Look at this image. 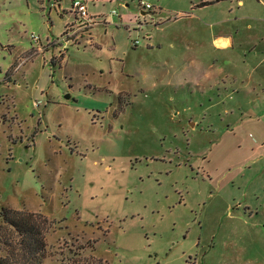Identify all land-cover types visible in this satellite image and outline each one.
I'll return each instance as SVG.
<instances>
[{"label": "rangeland", "instance_id": "1", "mask_svg": "<svg viewBox=\"0 0 264 264\" xmlns=\"http://www.w3.org/2000/svg\"><path fill=\"white\" fill-rule=\"evenodd\" d=\"M83 1L63 51L72 0H0V258L6 208L43 225L27 264H264V93L233 92L264 6Z\"/></svg>", "mask_w": 264, "mask_h": 264}, {"label": "crops", "instance_id": "2", "mask_svg": "<svg viewBox=\"0 0 264 264\" xmlns=\"http://www.w3.org/2000/svg\"><path fill=\"white\" fill-rule=\"evenodd\" d=\"M220 0H201L200 4L197 6L200 8L208 7L212 5L213 3H217ZM236 7L238 8L239 11H242L246 5L249 6V0H234ZM257 4L256 6H259L263 8L264 3L260 2V0H256ZM251 11L254 9L250 8ZM144 11V10H143ZM142 15H145V12H141ZM90 16V15H89ZM204 16V15H202ZM74 17V16H73ZM93 20L95 17L90 16ZM204 17H209L208 15ZM208 19H212L208 18ZM234 20H244V21H252L258 23L257 29H259V36L257 39V42L254 44L252 42H244V55L243 59H241L242 64L244 67L248 68L247 75L243 77V79L240 81V83H243L244 86L243 88H233V92H240L241 90L244 91V93L249 94L250 96L253 93H264V14L262 12H251L249 14H242L240 16H237L234 18ZM76 22V19L74 17V20L66 24V26L71 25L72 23L74 24ZM247 22L246 28L247 30L251 31L252 26L250 23ZM219 21H211L204 23L206 28L211 29L215 24H218ZM65 26V27H66ZM213 45L216 48H225L228 46L233 45V41L231 38H225V37H213L212 40ZM53 46V45H52ZM239 49L242 48L241 44H238ZM257 53L261 54V57H259L257 60L253 61L251 59L252 55H256ZM60 54L59 56H61ZM55 59V58H54ZM259 60V61H258ZM237 90V91H236ZM53 153L56 152V149L52 150Z\"/></svg>", "mask_w": 264, "mask_h": 264}, {"label": "trees", "instance_id": "3", "mask_svg": "<svg viewBox=\"0 0 264 264\" xmlns=\"http://www.w3.org/2000/svg\"><path fill=\"white\" fill-rule=\"evenodd\" d=\"M1 216L4 223L15 232L18 241L15 246L9 244L13 248L12 259L0 258V264H27L28 261L38 260L44 251V230L43 225L37 222V216L6 208L1 209Z\"/></svg>", "mask_w": 264, "mask_h": 264}, {"label": "built area", "instance_id": "4", "mask_svg": "<svg viewBox=\"0 0 264 264\" xmlns=\"http://www.w3.org/2000/svg\"><path fill=\"white\" fill-rule=\"evenodd\" d=\"M139 7L145 9H151L149 4H145L143 2L139 3ZM71 11L73 16L76 19V22L71 25L65 27L64 32L60 39L56 41V43H52L51 45H60L61 42H64L63 51L67 50L66 44L73 41V37L76 34H84L90 28L94 27L97 23L89 16L87 12L86 3L83 0H72L71 2ZM112 15H116L115 11H112ZM31 40L35 43H39V38L31 35ZM38 52H41V49H38Z\"/></svg>", "mask_w": 264, "mask_h": 264}, {"label": "water", "instance_id": "5", "mask_svg": "<svg viewBox=\"0 0 264 264\" xmlns=\"http://www.w3.org/2000/svg\"><path fill=\"white\" fill-rule=\"evenodd\" d=\"M66 99H68V97H66Z\"/></svg>", "mask_w": 264, "mask_h": 264}]
</instances>
